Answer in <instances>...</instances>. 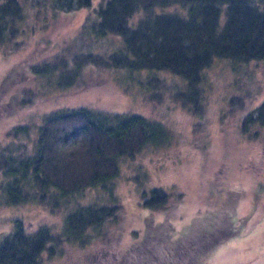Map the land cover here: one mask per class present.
<instances>
[{
	"label": "trees",
	"instance_id": "1",
	"mask_svg": "<svg viewBox=\"0 0 264 264\" xmlns=\"http://www.w3.org/2000/svg\"><path fill=\"white\" fill-rule=\"evenodd\" d=\"M92 5L93 0H0V49H9L22 28L34 29L28 24L33 17L42 28L48 18V29L62 12ZM50 49L27 67L44 89L78 91L115 82L127 93L136 84L143 91L167 92V99L194 112L214 63L228 61L245 75L253 69L250 63L264 62V0H99L75 33ZM23 90L31 99L30 86ZM39 122L22 123L7 134L0 147V192L6 206L43 205L64 217L58 229L15 220L0 242V264H42L65 246L94 243L102 245L100 252L84 255L82 264H203L241 231L227 209L212 218L208 232L185 237H172V225L147 219L144 234L134 232L137 242L116 252L123 206L114 182L126 160L146 148H162L170 130L140 114L91 106L49 110ZM255 125L264 127V101L244 116L241 133ZM98 189L103 197L90 195ZM150 192L156 210L168 201L160 187Z\"/></svg>",
	"mask_w": 264,
	"mask_h": 264
},
{
	"label": "rangeland",
	"instance_id": "2",
	"mask_svg": "<svg viewBox=\"0 0 264 264\" xmlns=\"http://www.w3.org/2000/svg\"><path fill=\"white\" fill-rule=\"evenodd\" d=\"M98 2L93 0L92 7L75 14L62 12L48 29L44 27L48 18H43V29L42 21L33 17L28 24L34 23V29L22 28L9 49H0V147L17 125L29 121L36 126L49 110L91 106L159 121L170 130L166 144L160 149L146 148L133 160H126L114 182L123 206L114 241L116 252L137 242L134 232L142 236L147 219L154 225H172V237H185L206 228L208 232L212 218L227 209L241 231L218 245L203 264H264V127L251 126L249 132L241 133L244 116L264 101V62L250 63L253 69L249 66L252 70L245 75L228 61L214 63L202 82L204 100L194 103V112L180 100L167 99V92L143 91L136 84L130 85L127 93L115 82L65 92L44 89L41 79L34 84L28 64L34 65L52 45L72 36ZM29 86L31 99L23 90ZM39 90L44 93L37 96ZM180 92L194 97L185 87ZM153 96L162 97L164 102ZM158 187L168 194V201L156 210L150 191ZM90 195L101 198L103 192L98 189ZM63 214L37 204L6 206L0 192V242L17 219L33 228L40 224L57 228ZM101 246H65L62 254L45 256L42 264H82L84 255L100 252Z\"/></svg>",
	"mask_w": 264,
	"mask_h": 264
}]
</instances>
